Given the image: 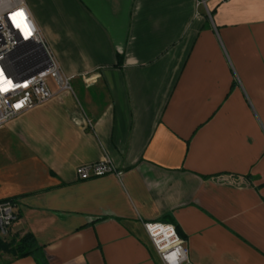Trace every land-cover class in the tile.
<instances>
[{
	"label": "crops",
	"instance_id": "crops-1",
	"mask_svg": "<svg viewBox=\"0 0 264 264\" xmlns=\"http://www.w3.org/2000/svg\"><path fill=\"white\" fill-rule=\"evenodd\" d=\"M25 2L70 89L49 77L0 126L6 239L31 234L47 264H163L157 221L188 264H264V0ZM104 156L121 179L76 177Z\"/></svg>",
	"mask_w": 264,
	"mask_h": 264
},
{
	"label": "built area",
	"instance_id": "built-area-1",
	"mask_svg": "<svg viewBox=\"0 0 264 264\" xmlns=\"http://www.w3.org/2000/svg\"><path fill=\"white\" fill-rule=\"evenodd\" d=\"M49 77L59 91L70 89V77L62 75L25 0H0V126L50 100ZM75 174L80 180L106 174L121 179L123 171L104 156L77 167ZM17 217L15 201H0V238L9 236ZM143 227L163 264H188L185 242L173 224L147 221Z\"/></svg>",
	"mask_w": 264,
	"mask_h": 264
},
{
	"label": "trees",
	"instance_id": "trees-1",
	"mask_svg": "<svg viewBox=\"0 0 264 264\" xmlns=\"http://www.w3.org/2000/svg\"><path fill=\"white\" fill-rule=\"evenodd\" d=\"M3 200H13V198L3 199ZM0 200V201H3ZM179 236L184 241V238L178 231L176 230ZM8 253L13 258H21L27 255H31L37 261V264H47L44 256L42 247L36 242L34 237L26 233L20 238H11L9 240L0 238V253Z\"/></svg>",
	"mask_w": 264,
	"mask_h": 264
},
{
	"label": "rangeland",
	"instance_id": "rangeland-1",
	"mask_svg": "<svg viewBox=\"0 0 264 264\" xmlns=\"http://www.w3.org/2000/svg\"><path fill=\"white\" fill-rule=\"evenodd\" d=\"M5 257H7V255H4V257H3V258H5ZM1 261H2V258H0V263H1Z\"/></svg>",
	"mask_w": 264,
	"mask_h": 264
},
{
	"label": "water",
	"instance_id": "water-1",
	"mask_svg": "<svg viewBox=\"0 0 264 264\" xmlns=\"http://www.w3.org/2000/svg\"><path fill=\"white\" fill-rule=\"evenodd\" d=\"M35 73V72H34Z\"/></svg>",
	"mask_w": 264,
	"mask_h": 264
}]
</instances>
